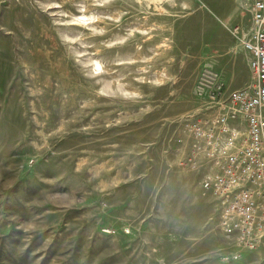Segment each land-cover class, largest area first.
<instances>
[{
    "label": "rangeland",
    "instance_id": "obj_1",
    "mask_svg": "<svg viewBox=\"0 0 264 264\" xmlns=\"http://www.w3.org/2000/svg\"><path fill=\"white\" fill-rule=\"evenodd\" d=\"M242 4L0 0V264H264L225 259L187 161L215 83L251 82Z\"/></svg>",
    "mask_w": 264,
    "mask_h": 264
},
{
    "label": "built area",
    "instance_id": "obj_2",
    "mask_svg": "<svg viewBox=\"0 0 264 264\" xmlns=\"http://www.w3.org/2000/svg\"><path fill=\"white\" fill-rule=\"evenodd\" d=\"M240 2L250 14L242 45L249 53L251 82L229 92L215 83L209 106L186 124L191 136L187 161L204 160L199 184L211 193L230 260L264 246V0ZM214 77L207 71L202 81ZM173 140L182 142L179 135Z\"/></svg>",
    "mask_w": 264,
    "mask_h": 264
},
{
    "label": "bare ground",
    "instance_id": "obj_3",
    "mask_svg": "<svg viewBox=\"0 0 264 264\" xmlns=\"http://www.w3.org/2000/svg\"><path fill=\"white\" fill-rule=\"evenodd\" d=\"M148 1H154V0H148ZM50 7H54V6H50ZM55 8V7H54ZM81 16V15H80ZM83 16V19H85L84 18V15H82ZM86 20V19H85ZM85 20H82V21H85ZM71 23L72 24H76L77 23V20L75 21H71ZM7 26V28H11L12 26L9 24V25H6ZM11 33V35H13V33L12 32H10ZM95 64V63H94ZM95 65H97V67L101 70L102 69V67H101V65L98 63V62H96V64Z\"/></svg>",
    "mask_w": 264,
    "mask_h": 264
},
{
    "label": "crops",
    "instance_id": "obj_4",
    "mask_svg": "<svg viewBox=\"0 0 264 264\" xmlns=\"http://www.w3.org/2000/svg\"><path fill=\"white\" fill-rule=\"evenodd\" d=\"M248 57H249V53H248ZM249 68V67H248Z\"/></svg>",
    "mask_w": 264,
    "mask_h": 264
}]
</instances>
